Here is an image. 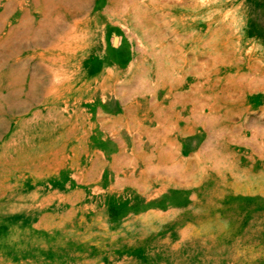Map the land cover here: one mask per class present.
Listing matches in <instances>:
<instances>
[{"label": "rangeland", "instance_id": "rangeland-1", "mask_svg": "<svg viewBox=\"0 0 264 264\" xmlns=\"http://www.w3.org/2000/svg\"><path fill=\"white\" fill-rule=\"evenodd\" d=\"M0 264H264V0H0Z\"/></svg>", "mask_w": 264, "mask_h": 264}]
</instances>
